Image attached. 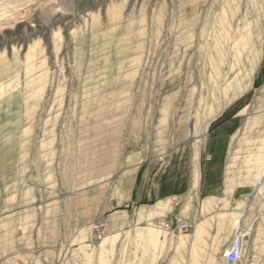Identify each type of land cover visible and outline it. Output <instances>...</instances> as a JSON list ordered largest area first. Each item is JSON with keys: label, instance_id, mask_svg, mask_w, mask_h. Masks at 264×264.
<instances>
[{"label": "rangeland", "instance_id": "rangeland-1", "mask_svg": "<svg viewBox=\"0 0 264 264\" xmlns=\"http://www.w3.org/2000/svg\"><path fill=\"white\" fill-rule=\"evenodd\" d=\"M236 109L226 122L240 128L214 143L212 167L259 207L264 0H0V264H227L232 200L184 232L112 201L109 172L140 147L109 145V122L161 120L176 153L190 122ZM242 245L234 264H264V233Z\"/></svg>", "mask_w": 264, "mask_h": 264}, {"label": "crops", "instance_id": "crops-1", "mask_svg": "<svg viewBox=\"0 0 264 264\" xmlns=\"http://www.w3.org/2000/svg\"><path fill=\"white\" fill-rule=\"evenodd\" d=\"M128 66V74L122 78L125 82L131 83L135 78L132 73L136 67L131 61ZM137 110L138 107L135 105L129 107L131 113ZM239 128V124L232 125L226 121L216 123L192 121L188 127V136L181 141L179 139L181 143L177 144L176 153H168V144L163 146V142H173L174 138L167 132L170 131V125H163L161 120L150 124L109 122V145L140 147L123 153L119 159L120 164L109 172L110 178L114 176V170H118V178L112 180L111 185L119 195L112 197V201L119 204L118 206L127 214L152 210L153 214L145 213L146 219L160 218L157 223L170 221L172 227L179 220L189 221L192 224L190 229L195 231V227L198 226V230L201 228L205 210L223 199H228L233 201L237 228L246 231V235L257 229L263 234L264 203L255 207L253 197L249 199V191L241 186L234 189L229 185L224 186L218 172L212 167L215 161L214 143L225 134L228 137L232 136ZM147 129L148 138L151 137L153 140L151 152L144 148ZM130 140H133V144ZM202 145L206 146L211 154L210 158H204L210 160L207 165L203 163V156H199ZM183 150L185 154L179 153ZM160 154H164L162 162L156 159ZM222 161L223 159L220 160V165ZM139 222L132 223L139 225Z\"/></svg>", "mask_w": 264, "mask_h": 264}, {"label": "built area", "instance_id": "built-area-1", "mask_svg": "<svg viewBox=\"0 0 264 264\" xmlns=\"http://www.w3.org/2000/svg\"><path fill=\"white\" fill-rule=\"evenodd\" d=\"M156 159L158 162H162L164 160V156L160 154L156 157ZM157 226L160 229H163L166 231L177 230L178 232H184V231L189 230L192 227V224L186 220H179L176 223V226H174V228H172L170 221H161V222L157 223ZM102 228H103L102 223L98 222L97 224H95L94 225L95 233L97 235H100ZM244 233H246V231H240L237 228V231H236L233 239L231 240L230 245L228 246V248L224 252V258H225V262L227 264H234L239 260L241 250H242V246H243L242 245V238L244 237Z\"/></svg>", "mask_w": 264, "mask_h": 264}, {"label": "trees", "instance_id": "trees-1", "mask_svg": "<svg viewBox=\"0 0 264 264\" xmlns=\"http://www.w3.org/2000/svg\"><path fill=\"white\" fill-rule=\"evenodd\" d=\"M238 108V107H237ZM239 109V108H238ZM238 109H236L235 111H233V113H231V114H229V115H227V117H225L223 120H222V117L224 116V115H226V113H227V110L217 119V122H223V121H226V120H228V119H230V118H232V116L238 111Z\"/></svg>", "mask_w": 264, "mask_h": 264}, {"label": "bare ground", "instance_id": "bare-ground-1", "mask_svg": "<svg viewBox=\"0 0 264 264\" xmlns=\"http://www.w3.org/2000/svg\"><path fill=\"white\" fill-rule=\"evenodd\" d=\"M116 13V12H115ZM259 181V178L257 179V182ZM244 235H246V233H244Z\"/></svg>", "mask_w": 264, "mask_h": 264}]
</instances>
